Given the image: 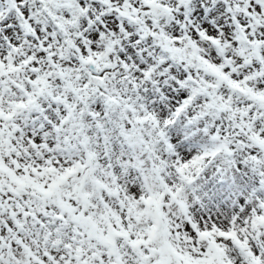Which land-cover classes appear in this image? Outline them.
I'll list each match as a JSON object with an SVG mask.
<instances>
[{"label": "snow or ice", "instance_id": "snow-or-ice-1", "mask_svg": "<svg viewBox=\"0 0 264 264\" xmlns=\"http://www.w3.org/2000/svg\"><path fill=\"white\" fill-rule=\"evenodd\" d=\"M0 264H264V0H0Z\"/></svg>", "mask_w": 264, "mask_h": 264}]
</instances>
